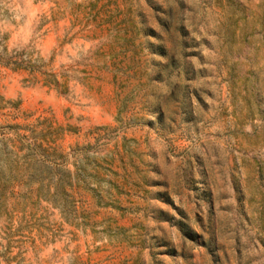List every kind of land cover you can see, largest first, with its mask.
Instances as JSON below:
<instances>
[{"label":"rangeland","instance_id":"374dc122","mask_svg":"<svg viewBox=\"0 0 264 264\" xmlns=\"http://www.w3.org/2000/svg\"><path fill=\"white\" fill-rule=\"evenodd\" d=\"M43 120L97 175L0 264H264V0H0V145Z\"/></svg>","mask_w":264,"mask_h":264},{"label":"trees","instance_id":"16d2710c","mask_svg":"<svg viewBox=\"0 0 264 264\" xmlns=\"http://www.w3.org/2000/svg\"><path fill=\"white\" fill-rule=\"evenodd\" d=\"M53 83L58 84L57 80ZM44 122L30 128L28 134H15L10 148L6 139L1 138L0 198L14 196L13 188L21 185L24 191L19 196L34 193L37 199L49 202L66 215L75 210L69 190L86 183L87 177L95 178L97 170L87 168L90 162L84 153L87 146L75 145L63 153L57 141L66 129L51 123L43 125Z\"/></svg>","mask_w":264,"mask_h":264}]
</instances>
